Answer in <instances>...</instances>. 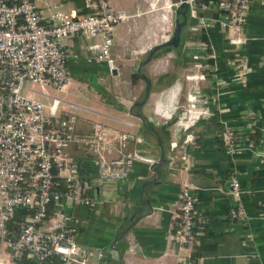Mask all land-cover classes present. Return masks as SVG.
<instances>
[{
  "label": "crops",
  "instance_id": "crops-1",
  "mask_svg": "<svg viewBox=\"0 0 264 264\" xmlns=\"http://www.w3.org/2000/svg\"><path fill=\"white\" fill-rule=\"evenodd\" d=\"M147 1L110 0L114 8L140 13L116 29L117 69L89 60L90 41L73 36L66 40L72 54L68 87L57 91L49 85L29 84L38 90L28 92L35 99L50 104L53 96H59L62 113L75 109L78 135L93 133V123L98 121L110 133L128 131L138 138L130 141L129 149H138L142 158L127 179L100 182L94 174L96 207L66 208L82 220L78 240L105 251L96 264H179L178 254L184 251L173 242L172 233L178 225V195L187 183L196 197L200 232L191 260L195 264H264V0H248L246 39L240 45L232 43V30L220 27L223 12L198 8L190 14L180 45L159 49L144 66L151 93L144 106L136 107L147 90L144 79L134 78L140 63L152 46L169 34L172 37L176 20V11L175 15L160 13ZM36 2L46 14L52 4L77 14L91 11L89 0ZM201 18L213 24L208 37L198 29ZM198 79L199 88L192 91ZM189 108H207L211 114L185 129ZM139 113L157 132L148 129ZM224 121L235 130L241 148L233 155L226 153L221 139ZM160 139L165 152L162 166H158ZM70 152L91 177L95 170L91 156L80 146H72ZM233 173L245 190V218L230 216L235 201L228 193V181ZM149 203L152 209L147 214ZM17 217L21 218V211Z\"/></svg>",
  "mask_w": 264,
  "mask_h": 264
},
{
  "label": "built area",
  "instance_id": "built-area-1",
  "mask_svg": "<svg viewBox=\"0 0 264 264\" xmlns=\"http://www.w3.org/2000/svg\"><path fill=\"white\" fill-rule=\"evenodd\" d=\"M189 3L191 14L198 8L223 12L220 27L234 32L232 43L245 42L248 0ZM87 6L90 12L77 14L63 9L62 4H52L46 14L36 0H0V264H96L103 259L102 248L78 240L82 220L66 208L93 210L98 204L96 183L91 180L94 174L100 182L124 180L142 158L138 149H129L130 141L138 139L135 134L110 133L106 124L97 121L93 133L78 135V115L74 108L61 112V97L53 96L52 102L45 104L28 94L38 91L35 84L49 85L57 91L68 87L72 54L66 40L73 36L90 41L89 60L118 68L114 55L116 29L140 13L114 8L110 0H89ZM199 24L198 29L204 32L213 27L203 18ZM170 38L171 34L162 41ZM199 82L194 81L192 91L198 90ZM209 114L207 108L187 109L183 128H190L198 118ZM262 132L264 141V126ZM236 137L235 130L224 121L221 139L229 155L241 149ZM72 146H80L91 156L95 167L91 177L71 156ZM244 192L240 177L231 174L228 193L235 201L230 209L232 218L246 217ZM178 205V225L172 240L184 251L178 254L179 264H195L191 257L198 249L200 232L191 185H182ZM22 210L27 215L19 219ZM17 218L21 222L15 230L10 225Z\"/></svg>",
  "mask_w": 264,
  "mask_h": 264
},
{
  "label": "water",
  "instance_id": "water-1",
  "mask_svg": "<svg viewBox=\"0 0 264 264\" xmlns=\"http://www.w3.org/2000/svg\"><path fill=\"white\" fill-rule=\"evenodd\" d=\"M175 11H176L175 29H174L172 37L166 42H162V43L152 46L150 50L148 51L146 58L140 63V66L138 69V75L147 82V90H146L145 98L142 101L137 102L135 104L136 107L144 106V104L148 100L150 93H151V82L149 81L147 76L143 73L144 66L154 58L155 53L159 49L163 47L177 48L180 45L182 31L184 27L186 26V24L188 23V18L191 14L189 0H181L180 4L176 7ZM137 116L144 122V124L147 125L149 130L157 132L154 127L148 126L146 117L142 113L137 114ZM160 142H161V152L162 153H161L160 161L158 162V166H162V164L165 161V152H164V147H163V143L161 139H160ZM156 173L159 175L158 169H156ZM146 207H147V214H150V211L152 209L151 203L147 204ZM129 230L130 229H128L125 233H127Z\"/></svg>",
  "mask_w": 264,
  "mask_h": 264
},
{
  "label": "rangeland",
  "instance_id": "rangeland-1",
  "mask_svg": "<svg viewBox=\"0 0 264 264\" xmlns=\"http://www.w3.org/2000/svg\"><path fill=\"white\" fill-rule=\"evenodd\" d=\"M180 1L181 0H149V1H147V3H148V6L153 4V7L158 9V11L160 13L169 12V13L175 15V9H176L177 5L180 3ZM172 29H173V27H172ZM35 85H38V84H35Z\"/></svg>",
  "mask_w": 264,
  "mask_h": 264
},
{
  "label": "trees",
  "instance_id": "trees-1",
  "mask_svg": "<svg viewBox=\"0 0 264 264\" xmlns=\"http://www.w3.org/2000/svg\"><path fill=\"white\" fill-rule=\"evenodd\" d=\"M209 1H211V0H197L198 3H199V2H209ZM217 1H221V0H217ZM209 32H210L209 30H208V31H205V35H206V37L209 36ZM205 40H206L205 43L208 45V47H207L208 52L211 53V47H210L209 40H208V38H206ZM169 48H171V47H169ZM139 77H140V76L136 74L134 78H139ZM160 133H161V135H163V131H162L161 129H160ZM81 164H82V163H81ZM81 164H80L79 166H80V170L83 172ZM26 215H27V212L24 211V210H22V211H21V218H19V219L24 218ZM17 219H18V218H17ZM19 219H18V220H14L15 222H13V223L10 225L12 228H16L15 230L18 229V223L21 222V220H19Z\"/></svg>",
  "mask_w": 264,
  "mask_h": 264
}]
</instances>
